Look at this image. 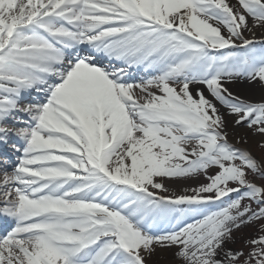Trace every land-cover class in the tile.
Segmentation results:
<instances>
[{
    "label": "snow or ice",
    "instance_id": "snow-or-ice-1",
    "mask_svg": "<svg viewBox=\"0 0 264 264\" xmlns=\"http://www.w3.org/2000/svg\"><path fill=\"white\" fill-rule=\"evenodd\" d=\"M256 28L264 0H0V264H264V158L238 146L264 101L226 86L264 84Z\"/></svg>",
    "mask_w": 264,
    "mask_h": 264
},
{
    "label": "bare ground",
    "instance_id": "bare-ground-1",
    "mask_svg": "<svg viewBox=\"0 0 264 264\" xmlns=\"http://www.w3.org/2000/svg\"><path fill=\"white\" fill-rule=\"evenodd\" d=\"M232 2L234 3L235 0H232ZM249 23L251 25V20H249ZM254 33L256 39L264 38V29L256 28L254 30ZM252 35L253 34L249 32L245 33V36H247L248 38H252ZM134 70L136 73H130V74L136 80H139L142 77H146L147 75H151V73H145L142 68H136V67L131 68L129 72ZM226 86L229 87V90L233 92L234 95L245 97L247 100L253 102L264 101V86L260 82H245V81L243 82V81L235 80L231 84H228ZM244 132L245 130H240V134H243ZM0 151L3 153L6 152L4 149H0ZM0 178H2V172H0ZM200 180L203 181V178H200ZM195 185H196L195 178L187 182H173L168 185L169 193H164V194H171V193L182 194L185 191V189H191L192 187H195ZM5 233L6 232H4L3 234ZM167 255H169V251L167 249H157L156 253L153 256H157V258L161 260L162 264H168L169 260L167 258ZM161 258L164 260H162ZM179 264H182V262L180 261Z\"/></svg>",
    "mask_w": 264,
    "mask_h": 264
},
{
    "label": "rangeland",
    "instance_id": "rangeland-1",
    "mask_svg": "<svg viewBox=\"0 0 264 264\" xmlns=\"http://www.w3.org/2000/svg\"><path fill=\"white\" fill-rule=\"evenodd\" d=\"M238 80L243 81V82L244 81L248 82L243 79H238ZM262 85L264 86V84ZM241 98L246 99L245 97H241ZM255 102H261V101H255ZM229 134H230V139H232L233 142H235L236 137L232 135L231 128L229 129ZM241 135L245 136L248 142L246 144L241 143L238 146L247 148L258 159L264 158V146H262L264 145V137L260 135H254L250 130H245V132ZM188 194H191V193L189 192ZM258 234H259L258 225L254 224V225H249L247 227H243L239 231L234 233V242L231 243L229 246L234 249H243L245 253H247L249 245L246 244V241L249 239L255 238ZM167 250L169 251V255H167V258L169 260L168 264H179L180 260L174 255L176 249L170 248ZM148 264H162V263H161V260L157 258V256H153L152 258L148 260Z\"/></svg>",
    "mask_w": 264,
    "mask_h": 264
}]
</instances>
